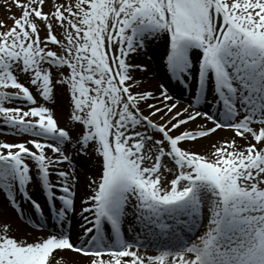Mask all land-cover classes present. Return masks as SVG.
Masks as SVG:
<instances>
[{
  "label": "snow or ice",
  "instance_id": "6c2138e0",
  "mask_svg": "<svg viewBox=\"0 0 264 264\" xmlns=\"http://www.w3.org/2000/svg\"><path fill=\"white\" fill-rule=\"evenodd\" d=\"M3 6L0 264H264V0Z\"/></svg>",
  "mask_w": 264,
  "mask_h": 264
},
{
  "label": "bare ground",
  "instance_id": "6f19581e",
  "mask_svg": "<svg viewBox=\"0 0 264 264\" xmlns=\"http://www.w3.org/2000/svg\"><path fill=\"white\" fill-rule=\"evenodd\" d=\"M164 45L161 41H153L152 43L148 44L147 48L145 50H142L140 56L138 57L139 60H143L145 62L150 63L153 68H156V66L159 63L160 60V54L163 51ZM155 79H148L147 77H145L144 79L146 80V87H152L155 88L157 82H163V80H161V76L163 75V70L162 69H158L157 70ZM175 83V82H174ZM178 91V90H177ZM62 92L60 93V100L56 101V110H57V117L60 120L61 125H64L66 123V114H67V104L68 101L66 99H64V97L61 95ZM187 102V101H186ZM232 135V133L229 130L226 129H221L218 130L217 133L215 134L214 137H210V139H218L221 137H230ZM12 138V137H9ZM201 143L206 144L207 141H202ZM94 164V161H93ZM93 164H89V167H92ZM85 189L83 187V184H81L79 186V192H78V197L83 195ZM76 211L77 214L79 213L80 210V201L79 198L76 201ZM27 211V208L25 209ZM29 215H31V213H29ZM46 219H47V224L49 228L53 227L54 224V220L51 217H48L47 212L45 213ZM78 215L72 220V225H71V230L73 233V238H75L76 233L78 232ZM39 234V233H38ZM199 234V232H197V235ZM194 238V237H193ZM67 257L69 258L68 264H70V258L73 257L75 254L74 253H68L66 254Z\"/></svg>",
  "mask_w": 264,
  "mask_h": 264
},
{
  "label": "rangeland",
  "instance_id": "374dc122",
  "mask_svg": "<svg viewBox=\"0 0 264 264\" xmlns=\"http://www.w3.org/2000/svg\"><path fill=\"white\" fill-rule=\"evenodd\" d=\"M8 3H11V0H8ZM12 12L18 13L19 9L13 8ZM10 15L11 14L9 12H7L5 7L3 6V0H0V19H6L7 23L10 25L12 23V20L9 18ZM42 35H43V33H42ZM61 95L64 97V99H66L68 101V96L66 93L62 92ZM59 100H60V93H58V96H57V101H59Z\"/></svg>",
  "mask_w": 264,
  "mask_h": 264
}]
</instances>
